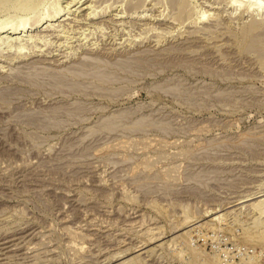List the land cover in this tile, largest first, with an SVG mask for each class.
<instances>
[{"label":"rangeland","instance_id":"1","mask_svg":"<svg viewBox=\"0 0 264 264\" xmlns=\"http://www.w3.org/2000/svg\"><path fill=\"white\" fill-rule=\"evenodd\" d=\"M21 1L0 264H264V0Z\"/></svg>","mask_w":264,"mask_h":264},{"label":"bare ground","instance_id":"2","mask_svg":"<svg viewBox=\"0 0 264 264\" xmlns=\"http://www.w3.org/2000/svg\"><path fill=\"white\" fill-rule=\"evenodd\" d=\"M29 1H32L31 3L33 4L34 3V1L33 0H22L20 3H19V7L21 8H23L24 9V7H28V4H29V6H30V2ZM173 1V0H172ZM174 1H176V0H174ZM178 1V0H177ZM176 3V2H175ZM178 3V2H177ZM29 8V7H28ZM32 9V8H31ZM30 10V9H29ZM180 10L182 11L183 10V7L181 6L180 7ZM179 10V11H180ZM25 20V19H24ZM7 24V23H6ZM24 24H25V21L23 22H20L19 24H13L12 23V25L10 24V26H11V29H12V31H14V32H16V31H18V30H20L21 28H23L24 27ZM6 26L7 25H0V32H2V31H4L5 29H6ZM256 32V31H255ZM260 37V36H259ZM244 40V39H243ZM248 41H246L245 43H244V45H246L245 47H247V48H250V49H252V51H253V49L254 50H258V51H260L261 50V48L259 47V46H257L256 45V41H253V40H255L254 38H253V40H252V38H251V40H249V39H247ZM257 43L259 44L260 43V41H257ZM260 45V44H259ZM262 45H263V43H262ZM261 46V45H260ZM263 47V46H262ZM249 50V49H248ZM263 54H264V52H263ZM264 58V57H263ZM262 204H264V203H262ZM260 206H262V205H260ZM263 208L262 209H264V206H262Z\"/></svg>","mask_w":264,"mask_h":264}]
</instances>
